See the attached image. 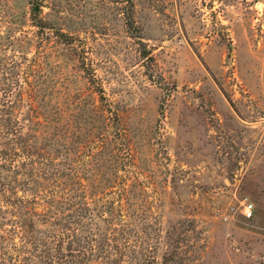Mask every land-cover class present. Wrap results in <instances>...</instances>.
I'll return each mask as SVG.
<instances>
[{"label":"rangeland","instance_id":"rangeland-1","mask_svg":"<svg viewBox=\"0 0 264 264\" xmlns=\"http://www.w3.org/2000/svg\"><path fill=\"white\" fill-rule=\"evenodd\" d=\"M0 264H264V0H0Z\"/></svg>","mask_w":264,"mask_h":264},{"label":"built area","instance_id":"built-area-1","mask_svg":"<svg viewBox=\"0 0 264 264\" xmlns=\"http://www.w3.org/2000/svg\"><path fill=\"white\" fill-rule=\"evenodd\" d=\"M252 212H253V208H252L251 204H245L243 206V212L242 213L246 218H250L252 216Z\"/></svg>","mask_w":264,"mask_h":264},{"label":"trees","instance_id":"trees-1","mask_svg":"<svg viewBox=\"0 0 264 264\" xmlns=\"http://www.w3.org/2000/svg\"><path fill=\"white\" fill-rule=\"evenodd\" d=\"M33 9H34L35 12L38 11L36 7H34Z\"/></svg>","mask_w":264,"mask_h":264}]
</instances>
